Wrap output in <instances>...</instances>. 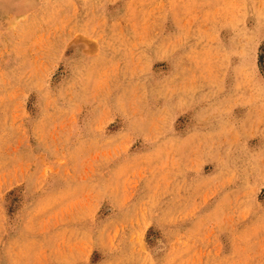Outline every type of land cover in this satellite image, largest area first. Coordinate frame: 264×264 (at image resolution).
<instances>
[{
    "label": "rangeland",
    "instance_id": "1",
    "mask_svg": "<svg viewBox=\"0 0 264 264\" xmlns=\"http://www.w3.org/2000/svg\"><path fill=\"white\" fill-rule=\"evenodd\" d=\"M0 264H264V0H0Z\"/></svg>",
    "mask_w": 264,
    "mask_h": 264
},
{
    "label": "bare ground",
    "instance_id": "2",
    "mask_svg": "<svg viewBox=\"0 0 264 264\" xmlns=\"http://www.w3.org/2000/svg\"><path fill=\"white\" fill-rule=\"evenodd\" d=\"M164 262V261H163Z\"/></svg>",
    "mask_w": 264,
    "mask_h": 264
}]
</instances>
